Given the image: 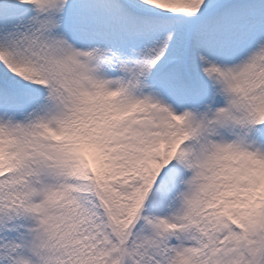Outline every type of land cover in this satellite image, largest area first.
<instances>
[{"label": "snow or ice", "instance_id": "snow-or-ice-1", "mask_svg": "<svg viewBox=\"0 0 264 264\" xmlns=\"http://www.w3.org/2000/svg\"><path fill=\"white\" fill-rule=\"evenodd\" d=\"M0 264H264V0H0Z\"/></svg>", "mask_w": 264, "mask_h": 264}]
</instances>
